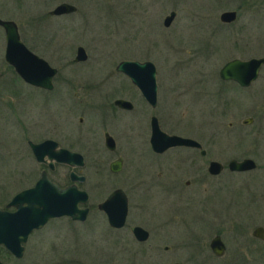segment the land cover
Instances as JSON below:
<instances>
[{
	"label": "rangeland",
	"instance_id": "rangeland-1",
	"mask_svg": "<svg viewBox=\"0 0 264 264\" xmlns=\"http://www.w3.org/2000/svg\"><path fill=\"white\" fill-rule=\"evenodd\" d=\"M259 1L0 0V18L15 21L29 50L58 70L52 92L34 90L37 96L21 108L14 102L22 115L21 125L31 131L28 135L32 140L54 137L87 157L90 168L82 188L88 192L90 203H98L114 186L128 180L135 186L144 181L130 192V197H156L148 203L154 209L133 208L129 214V222L142 224L150 231L144 244L136 243L128 232L112 231L95 208L84 224H72L67 218L50 220L31 233L21 258L0 248L3 264H240L230 259L239 247L257 246L260 241L252 231L257 226L264 227V68L248 88L222 81L219 70L231 59L260 56L264 46L256 47L255 40L264 38V3L259 7ZM62 2L75 5L77 10L51 16L49 11ZM171 10L177 15L166 28L163 19ZM229 10L237 11L235 22H221L219 15ZM4 43V33L0 31L1 88L7 83H22L4 61ZM78 46L84 47L88 58L76 63L73 58ZM122 60L151 61L155 65L156 109L148 108L137 87L115 70ZM118 98L131 101L134 110L115 108L113 101ZM4 99L0 98L3 114H12L8 104L3 107ZM151 114L158 117L164 132L197 140L207 151L206 158L191 149L177 148V154L172 150L164 160L149 163L143 145L147 138L138 137L146 132ZM251 117V124H242ZM9 119L12 124L5 130L7 142L13 141L19 131L15 130L16 116ZM1 130L3 141L5 131ZM105 130L120 143L118 152L127 156L119 176L110 175L108 164H104L114 158L102 146L103 141L98 143ZM13 147L10 144L0 148V206L26 185L11 186L17 176V162L25 169L36 167L27 149L21 152V160ZM244 158L253 159L257 168L244 172L227 169L230 160ZM210 160L225 165L221 175H208ZM176 171L177 176L173 174ZM67 172L59 167L52 177L62 185L67 182ZM197 172L204 176L202 184L198 183ZM176 178L177 192L172 195L167 189ZM186 181L190 184L186 185ZM210 186L219 190V197L213 198L227 205V215H223L227 250L223 259L207 260V244L202 251L200 247H184L207 243L209 231L216 227L215 216L211 218L206 207L197 202ZM1 187L5 193L12 189L7 197H1ZM163 197H177L175 216L159 214L158 202ZM254 197L262 201L243 206L244 201ZM193 200L201 213L196 211ZM166 213L172 212L168 209ZM164 246L170 249L165 251ZM197 252H201L198 261L190 262L192 253Z\"/></svg>",
	"mask_w": 264,
	"mask_h": 264
},
{
	"label": "water",
	"instance_id": "water-1",
	"mask_svg": "<svg viewBox=\"0 0 264 264\" xmlns=\"http://www.w3.org/2000/svg\"><path fill=\"white\" fill-rule=\"evenodd\" d=\"M77 7L71 3L62 2L49 11L51 16H63L74 13ZM177 13L171 10L163 19V26L168 28ZM237 18L236 10L223 11L219 20L223 23H232ZM0 26L5 31V62L13 67L15 73L26 83L44 89L53 88V79L57 74V68L51 66L47 60L35 54L21 41L17 24L12 20L0 18ZM88 55L82 46L76 48L74 62H84ZM264 64V58L239 59L234 58L227 61L219 70V78L222 81H234L242 87H248L257 79L260 67ZM115 70L126 75L133 85L137 87L147 103L154 107L157 103V82L156 68L151 61H120ZM118 107L130 110L133 104L126 99L118 98L115 101ZM251 119H244L243 123H250ZM107 145L114 147L111 137L106 134ZM150 144L154 151L162 153L172 147H193L201 148V144L192 138L168 134L160 129L156 117L151 118ZM34 156L38 162H45L44 157L49 160L55 159L60 163H67L71 166L81 165L82 156L79 153L60 148L55 149L57 143L52 140H45L39 144L30 143ZM114 164V163H113ZM114 166V169H113ZM256 163L251 158L242 160L232 159L228 162L230 171L244 172L256 168ZM119 165H112V170H117ZM223 170V165L214 160L208 165V172L218 174ZM72 181L79 180L73 172L70 174ZM88 194L80 190L75 183L66 187H60L50 181L45 172L31 188L25 189L16 194L8 206H13L14 211L0 210V246L17 258L23 256L24 246L28 236L33 230L42 228L50 219L69 216L72 219L84 220L87 209H79V203L87 201ZM105 213L108 222L115 228L124 225L127 214V199L121 189L112 191L107 199L99 206ZM131 232L141 242L149 238V232L141 226L132 227ZM253 235L264 238L263 229L256 228ZM224 244L219 236L211 241L212 251L222 256ZM0 264H3L0 260ZM169 264H179L172 262Z\"/></svg>",
	"mask_w": 264,
	"mask_h": 264
},
{
	"label": "flooded vegetation",
	"instance_id": "flooded-vegetation-1",
	"mask_svg": "<svg viewBox=\"0 0 264 264\" xmlns=\"http://www.w3.org/2000/svg\"><path fill=\"white\" fill-rule=\"evenodd\" d=\"M264 3V0H260L259 1V7L262 6ZM2 19V18H1ZM5 20H10V19H5ZM13 21V20H12ZM15 22V21H14ZM235 22V21H234ZM16 23V22H15ZM233 23V22H232ZM17 24V23H16ZM228 24V23H226ZM230 24V23H229ZM18 27V25H17ZM260 27V26H259ZM0 31H3L4 33V53H5V47H6V41H5V31L3 29L2 26H0ZM18 31H19V28H18ZM20 35V33H19ZM21 39V37H20ZM22 41V40H21ZM23 42V41H22ZM255 45L256 47H263L264 46V38L262 37V39L259 41V39L257 38L255 40ZM28 48V47H27ZM29 49V48H28ZM36 54V53H35ZM260 56H255L256 58H264V49H261L260 52H259ZM3 57H4V54H3ZM41 57V56H40ZM5 61V60H4ZM77 63V62H76ZM7 64V63H6ZM8 65V64H7ZM10 66V65H8ZM11 67V66H10ZM13 69V67H11ZM264 68V64H262V66L260 67V70H259V73H258V76H257V79L261 73V71L263 70ZM14 71V69H13ZM15 72V71H14ZM58 72V71H57ZM16 74V73H15ZM17 75V74H16ZM57 75V74H56ZM55 75V76H56ZM18 76V75H17ZM19 77V76H18ZM2 78V73H0V79ZM55 78V77H54ZM20 80H22L20 77H19ZM256 79V80H257ZM54 80V79H53ZM255 81H253L251 83L254 84ZM234 82V81H232ZM236 83V82H235ZM237 85H239L238 83H236ZM250 85V86H251ZM6 87H2V84L0 82V98H6L4 100L5 104L3 105L6 106V104H8V110L9 111H12V114H9V115H5L3 114V111L1 110L2 108L0 107V128L3 129L1 130V132H4L6 130V127L10 124L11 126V122L12 120L9 119L11 116L12 117H15L17 119L14 120V123L17 124L16 126V129L15 130H19V131H16V135L15 136V139L13 141H6V138L8 137L7 136V133L8 131H5V140L3 141H0V148L1 149H5L8 147V145L10 144H13L14 145V149L15 150V153L20 157V159L22 160V157H21V152L25 149H27L31 155V158L34 160V162L36 163V167H30L28 166L26 169L23 168L21 165H20V162H17L18 164V167H17V171L15 172L16 173V177H15V180L14 182L12 181V185L11 186H21L22 183H26V185L24 184V186L20 187L18 191H16L11 197V199L16 195L18 194L19 192L25 190V189H28V188H31L35 185L36 181L41 177L42 173L45 172L48 179L54 183H56L58 186L60 187H66L68 185H71L72 183H75L77 185V187L80 189V190H84L83 185L85 184L86 182V170L87 168L89 167V163L87 162V157H85L84 154H82L81 152H78V151H75V150H72L70 146H64L61 144V141L59 142L58 139L54 138V137H46V138H43V139H39V140H32V138L30 137V135H28L31 131L28 130L27 128L23 127L21 125V118H22V115L20 113V111H18L16 108H15V105H14V102L15 104L17 103L19 105V107L21 108L22 104L25 102L28 103H31L32 100L31 99H34L38 93H36L34 90H38L40 91V93H50L54 90V83H53V88L52 89H44V88H41V87H37V86H34V85H31L29 83H26L22 80V83H7L5 84ZM240 86V85H239ZM248 86V87H250ZM242 87V86H240ZM248 87H242V88H248ZM143 97V96H142ZM144 99V98H143ZM116 100V99H115ZM114 100V101H115ZM30 101V102H29ZM113 101V106L119 110H123V111H128V112H131L134 110L135 106L133 104V107L130 109V110H127V109H124V108H121V107H118L117 105H115V102ZM146 105L148 106V108L150 109H156L157 107V103L154 107L150 106L147 101L144 99ZM158 101V100H157ZM7 102V103H6ZM2 112V113H1ZM152 117H156L157 119V122H158V125L161 129V125H160V122H159V119L158 117L155 115V114H151L150 115V118H149V123H148V128L146 130V132L144 134H141L140 137L138 138H143L144 136H146L147 140H148V144H147V140L144 141L143 145H145V148H146V152L144 153V156L147 155V158H148V161L149 163L150 162H153L154 160H159V161H162L164 160V157L165 155L172 151V150H175L176 151V154H177V148H186V149H191L193 151H196V153H198V155L202 158V159H205L206 156H207V151L203 148V145L201 146V148H193V147H172V148H169L168 150L162 152V153H159V152H156L152 149L151 147V144H150V137H151V118ZM19 118V119H18ZM251 122L248 123L247 125L251 124L253 122V118L251 117ZM79 122H82V118L80 117L79 118ZM242 124L243 121H242ZM245 125V124H244ZM9 126V128H10ZM162 130V129H161ZM80 133V132H79ZM106 134H108L109 137H111L113 139V142H114V147L111 149L109 148V146L107 145V138H106ZM78 139L82 138V136L80 134H78L77 136ZM45 140H52L54 142L57 143V146L55 147V149H60V148H64V149H67V150H70L72 152H76V153H79L81 156H82V164L81 165H76V166H71L67 163H60V162H57L55 159H53L52 161L49 160L48 156H45L44 157V160L45 162H38L36 160V157L34 156L33 154V151H32V148H31V145L30 143H33V144H39ZM81 140V139H80ZM141 140V139H140ZM101 141L102 142V146L104 147V149L109 152L110 154H112V156H114V158H112L111 161H108L107 162H104L105 165L108 164V171H109V174L112 175L113 177L114 176H119L120 173H122L123 169H124V166H125V163H126V160H127V156H124L120 151L118 152L117 150V145H118V148L121 146L120 143L118 142V140L113 136L111 135L107 130H105L103 132V137H102V140L100 139L98 141V143L101 144ZM127 142H130V140H128ZM146 145L148 146V149L146 147ZM11 151V150H10ZM1 152V150H0ZM117 153V154H116ZM17 156V157H18ZM143 156V157H144ZM141 157V156H139ZM96 159V158H95ZM94 159V160H95ZM158 161V162H159ZM211 161H214V160H210L208 161V165ZM217 161V160H216ZM95 162V161H94ZM220 162V161H218ZM114 163V164H113ZM221 163V162H220ZM223 165V170H221V172H219L218 174H211L208 172V165H207V173L210 177H217L219 175H221L225 169V165L223 163H221ZM112 165H119L118 169L117 170H112ZM228 165V163H227ZM94 166V165H93ZM160 164L157 165V168L159 169V171H162L161 168L159 167ZM38 167V169H37ZM59 167H64V173L65 171H68L67 172V175H66V183L65 184H59L57 183L55 180H54V177H52V174L56 173V171H58V168ZM35 168V169H34ZM90 168V167H89ZM201 168V167H200ZM257 168V167H256ZM255 168V169H256ZM113 169H114V166H113ZM196 170L198 168H195ZM228 169V167H227ZM254 169V170H255ZM250 171H253V170H250ZM71 172H73L75 175H77L79 178H82L81 181L79 180H75V181H72L71 178H70V174ZM174 175L177 176V171L175 173H173ZM198 174V172H197ZM203 174V173H202ZM136 179L137 180H141V178L138 177V175H136ZM149 176V174H148ZM197 176L198 177V183L202 184L203 181H204V176H202L201 174H198ZM129 177H132V175L129 174ZM128 177V178H129ZM162 178V172L160 173L158 179L160 180ZM150 179V178H149ZM153 180H155L154 178H152ZM144 181H141V182H138L135 185H132L130 184V181L128 180L126 183L124 184H121V185H117V186H114L112 191L114 190H117V189H121L125 195H126V199H127V214H126V218H125V222H124V225L120 228H115L113 226H111L108 222V219H107V216H106V213L99 207L100 204H102L106 199H107V196L112 192H110L104 199H102L101 201H99L98 203L94 204V203H90V197H89V194H88V197H87V201L85 203H79L78 204V208L79 209H87V215H86V218L84 220H77V219H72L71 217L69 216H63V217H59V218H67L69 220V222H71L72 224H84L88 217H89V214L91 213V210L92 209H95L98 210L100 213H102L106 219V222L108 224V226L111 228L112 231H118V232H121V231H125L126 233L128 232L132 238L134 239V241L138 244H144L148 241V239L144 242H141L139 240H137L135 238V236L133 235V233L131 232V229L132 227H135V226H141L142 228H144L145 230H147L149 232V237H150V231L145 228L144 226H142V224H137V223H132V222H129V214L131 211H133L132 209L135 208V209H139V210H145L147 211V209H154V208H151L150 205H148V203L150 201H154L156 197H130V192L132 191H135L136 188H138L141 183H143ZM14 183V185H13ZM146 183V182H145ZM158 184V183H157ZM171 186L170 188H168L167 190H169V194H172L174 195V193L177 192V178L174 179L171 183ZM186 185L190 184V181H186L185 182ZM10 185V184H9ZM159 185V184H158ZM2 191H1V197H7L8 195V192H10L12 189H9L6 190V193H5V190L3 187H1ZM212 190V191H211ZM205 191H208L205 193V195L202 193L201 195L203 197H197V198H200V201L197 199V202L199 204H201L202 206H205L206 209H205V212L208 213V214H211V218H214L215 216V219L216 221H213V223L216 224V227L214 226L215 229H212L209 231V229L205 232H200V236L204 233H211V237L209 238V241L206 243H201V245H199L198 243H195L194 245H188V244H184V247H192L193 249L195 248H199L201 249H204V246L207 244V248L210 250V256H206L207 260L209 259H223L225 254H226V250H227V246L226 244L224 243L223 241V234H225L226 230H227V227H224L225 225V221H224V217L223 215H227L225 213L226 209H227V205H225L224 201L223 200H220L218 198H213V197H219V190H213V187L210 186L208 189L206 188ZM211 191V192H210ZM210 192V193H209ZM210 197V199L208 198ZM159 198V197H158ZM5 199V198H3ZM8 200L6 203H4L2 206H0V210H6V211H9V212H12L15 210V208L13 206H8L9 202L11 201ZM153 199V200H152ZM149 200V201H148ZM193 205L195 204L196 205V211H199L197 206L198 204L196 203V200H193ZM262 199L261 197H254V199H250V200H247V201H244V205L243 206H247V207H250L252 204L256 203V202H261ZM207 203V204H206ZM158 205L160 207H158L157 209L160 210L159 211V214H162L161 216H166L167 214H169V216L173 217L175 216V213L177 212V197H163L161 199H159V202H158ZM200 206V205H199ZM260 207V205H258ZM257 206V207H258ZM256 207V208H257ZM171 210L172 213H166L167 210ZM163 210V211H162ZM201 213V211H199ZM59 218H53L51 220H54V219H59ZM50 221V220H49ZM48 221V222H49ZM47 222V223H48ZM218 222V223H217ZM47 223L44 225L46 226ZM208 225H211V223H208ZM43 226V227H44ZM42 227V228H43ZM261 227L263 229V233H264V227L263 226H257L256 228H259ZM40 228V229H42ZM254 228V230L256 229ZM38 229V230H40ZM253 230V231H254ZM34 231L36 230H33L31 233H33ZM253 231H252V236L256 239H258L260 241V243L256 246V244H251L252 246H246V247H239L237 249V252L235 253L234 257L230 259V261H233V262H238L240 264H264V238H261V237H257V236H254L253 235ZM31 233L30 235L28 236V239L29 237L31 236ZM216 236H219L224 244V253L222 256H218L216 255L212 249H211V241L214 237ZM27 239V241H28ZM198 240V239H197ZM26 241V242H27ZM25 242V243H26ZM25 243L23 244L24 246V249H25ZM191 244V243H190ZM199 245V246H198ZM0 248H3V246H0ZM4 249V248H3ZM165 251H168L170 249L169 246H164L163 248ZM6 250V249H5ZM7 251V250H6ZM8 252V251H7ZM10 253V252H8ZM11 254V253H10ZM12 255V254H11ZM198 255L200 256L201 255V252L198 254L197 253H192V257L193 258H189V261L192 262V263H196L198 261ZM14 256V255H13ZM191 256V254H190ZM15 257V256H14ZM17 258V257H16ZM21 258V257H20ZM198 258V259H197ZM197 259V260H196ZM172 263V262H171ZM179 263V262H177ZM180 264V263H179Z\"/></svg>",
	"mask_w": 264,
	"mask_h": 264
}]
</instances>
